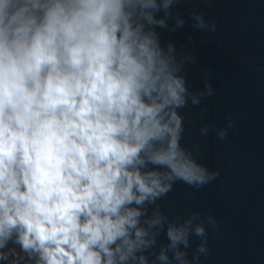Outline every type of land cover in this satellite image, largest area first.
<instances>
[{"label":"clouds","instance_id":"1","mask_svg":"<svg viewBox=\"0 0 264 264\" xmlns=\"http://www.w3.org/2000/svg\"><path fill=\"white\" fill-rule=\"evenodd\" d=\"M210 3L0 0V264L210 257L217 217L170 215L160 203L178 183L198 191L219 180L201 139L227 141L237 123L207 118L213 73L202 66L194 89L197 42L174 38L186 27L215 34Z\"/></svg>","mask_w":264,"mask_h":264},{"label":"water","instance_id":"2","mask_svg":"<svg viewBox=\"0 0 264 264\" xmlns=\"http://www.w3.org/2000/svg\"><path fill=\"white\" fill-rule=\"evenodd\" d=\"M202 9L215 18L218 31L205 36L186 27L174 38L183 42L191 32L197 42L199 63L188 69L194 89L202 87V66L213 73L219 91L205 101L207 118L223 124L231 115L237 123L227 141L212 133L201 139L204 161L222 170L219 180L198 191L178 183L160 203L170 215L198 208L217 217L222 238L210 240L204 264H264V71H255L264 67V0H211ZM202 39L208 43L200 47ZM196 111L186 110L189 146L198 138L189 122Z\"/></svg>","mask_w":264,"mask_h":264}]
</instances>
